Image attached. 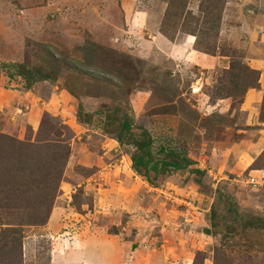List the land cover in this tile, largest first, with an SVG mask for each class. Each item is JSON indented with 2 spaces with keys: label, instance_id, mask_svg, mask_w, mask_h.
<instances>
[{
  "label": "rangeland",
  "instance_id": "rangeland-1",
  "mask_svg": "<svg viewBox=\"0 0 264 264\" xmlns=\"http://www.w3.org/2000/svg\"><path fill=\"white\" fill-rule=\"evenodd\" d=\"M5 63L51 79L23 89ZM16 85L36 114L0 111V264H75L92 234L136 264H264V229L242 228L264 218V0H0V92ZM116 106L194 165L140 176L97 125Z\"/></svg>",
  "mask_w": 264,
  "mask_h": 264
},
{
  "label": "trees",
  "instance_id": "trees-1",
  "mask_svg": "<svg viewBox=\"0 0 264 264\" xmlns=\"http://www.w3.org/2000/svg\"><path fill=\"white\" fill-rule=\"evenodd\" d=\"M1 67L6 70L10 81H17V79H15L16 77L25 81L26 84L23 86V89L26 90L31 89L38 82L51 79V76L46 74L43 70L39 68L29 69L25 65L19 63H5ZM52 79L54 78L52 77ZM69 92L73 95L71 90H69ZM80 109H83V106H80ZM102 113L101 110L100 114ZM78 115H83V112L78 113ZM86 117L88 119L84 121L81 120V122L86 124L92 123V120L90 121L91 116L89 115ZM106 121L105 124L103 121H100V123L98 122V127L101 129L103 128L107 133H117V141L121 145L134 148V152L131 154L133 169L140 176L147 178L151 184L154 183L151 178V173L156 174V176L158 174L169 175L174 172L185 171L194 165L193 160L188 158V156H184L167 147H161L158 151L159 155L157 156V153L154 152V141L150 133L143 129L142 132L137 134L133 128V120L128 112L121 107L116 106L113 109L108 108ZM200 171L201 170L196 169L193 170L194 173H201ZM242 228L243 230H262L264 229V218L253 217L247 219L242 224ZM206 233L210 235L209 230H206Z\"/></svg>",
  "mask_w": 264,
  "mask_h": 264
},
{
  "label": "crops",
  "instance_id": "crops-1",
  "mask_svg": "<svg viewBox=\"0 0 264 264\" xmlns=\"http://www.w3.org/2000/svg\"><path fill=\"white\" fill-rule=\"evenodd\" d=\"M137 17H138L137 12H133L129 20L132 21L131 19H136ZM3 32L8 35L5 29H3ZM154 39H157V37L154 36ZM182 43H185L186 45L191 44L189 48L193 46L192 45L193 42L190 41L189 39H186V37H184V42ZM178 47H179L178 44H176V46L174 47L176 48V54L180 55L181 56L180 58H184V59L187 58V49L183 48L184 50L180 52ZM222 59H226V58L225 57L220 58V60L223 61L224 63L225 61ZM255 63H259L258 59L255 61ZM252 65L254 64H251L249 66L252 67ZM255 69H258V67L256 66ZM57 89L60 90L58 86H56V90ZM60 91L61 93L59 95L67 96V99L69 98L70 95L68 93H66L64 90H60ZM29 94L30 91L24 94L23 92L18 90V87L13 90L10 89V90H5L4 92H0V111L9 112L8 115L10 117L8 118H10L9 121L10 123L12 120L18 121L19 118L23 119L22 122H26L27 120L28 123H30V125L33 123L29 119L30 116L35 117L36 113H34L33 111L29 113L23 110L24 108H26L27 111L28 110L30 111L28 107L29 104L27 102ZM51 98H53L52 94L49 101L50 103H51ZM18 116L20 117L18 118ZM34 120L37 123V119ZM83 243L88 247L84 246L83 249H80L78 256L80 261L75 264H136L135 259L138 258L136 253L139 252L140 249L139 247L137 249V252H134L133 250H129L130 245L127 242H125V240L120 239L118 236H109L105 234L89 235V237L86 238V240L83 241ZM57 262L58 261H56L55 264H74L71 260L67 261L66 259L65 260L63 259L58 263ZM182 262L183 264H194V258L186 257L182 259Z\"/></svg>",
  "mask_w": 264,
  "mask_h": 264
},
{
  "label": "built area",
  "instance_id": "built-area-1",
  "mask_svg": "<svg viewBox=\"0 0 264 264\" xmlns=\"http://www.w3.org/2000/svg\"><path fill=\"white\" fill-rule=\"evenodd\" d=\"M251 184L254 185L255 187L261 186V184H264V177L260 181L256 180V178H253L251 180Z\"/></svg>",
  "mask_w": 264,
  "mask_h": 264
}]
</instances>
